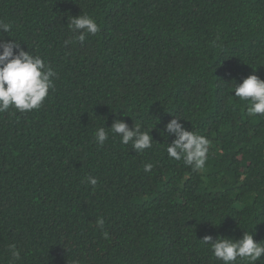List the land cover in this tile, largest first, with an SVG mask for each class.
<instances>
[{
    "label": "trees",
    "instance_id": "1",
    "mask_svg": "<svg viewBox=\"0 0 264 264\" xmlns=\"http://www.w3.org/2000/svg\"><path fill=\"white\" fill-rule=\"evenodd\" d=\"M80 14L100 31L66 44ZM0 22L56 73L39 110L0 113V264H222L206 235L264 243V115L234 96L264 80V0H0ZM174 116L209 139L203 170L168 157ZM117 119L152 148L97 145Z\"/></svg>",
    "mask_w": 264,
    "mask_h": 264
},
{
    "label": "clouds",
    "instance_id": "2",
    "mask_svg": "<svg viewBox=\"0 0 264 264\" xmlns=\"http://www.w3.org/2000/svg\"><path fill=\"white\" fill-rule=\"evenodd\" d=\"M69 31L73 37L65 41L66 44L73 40L83 43L88 35H95L100 31L96 20L88 14H80L68 18ZM10 31V26L0 22V33ZM56 73L47 65L39 55H33L29 49L21 48L20 42L15 39L5 40L0 38V113L15 109L19 112L39 110L50 90L54 89V77ZM234 96L247 102L248 116L264 115V80L252 74L235 85ZM182 118L174 116L166 124V132L174 134L175 139L167 144V154L170 159L183 160L185 165L194 170H203L208 160L210 147L209 139L196 133L188 131L180 122ZM143 125L139 123L129 125L122 120H115L111 127L105 124L94 132L97 145H104L109 140V131L120 137L123 145L131 144L135 152H143L151 149L153 138L152 129L142 130ZM165 135L164 132H161ZM154 165L146 163L144 172L148 173ZM86 182L95 187L97 178L87 176ZM224 220V219H223ZM222 220V221H223ZM103 220L98 221L102 229ZM253 232L244 231L240 239L217 236L213 241L212 236L206 235L202 242L211 246L212 255L222 261V264H257L264 257V243L254 241ZM18 253L13 251V256Z\"/></svg>",
    "mask_w": 264,
    "mask_h": 264
}]
</instances>
